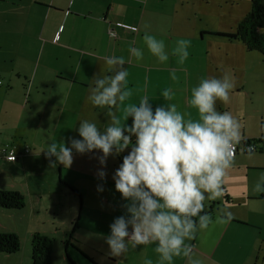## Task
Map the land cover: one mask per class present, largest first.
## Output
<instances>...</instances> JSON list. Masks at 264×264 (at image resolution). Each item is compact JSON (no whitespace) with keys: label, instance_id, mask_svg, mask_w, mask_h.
<instances>
[{"label":"crops","instance_id":"obj_1","mask_svg":"<svg viewBox=\"0 0 264 264\" xmlns=\"http://www.w3.org/2000/svg\"><path fill=\"white\" fill-rule=\"evenodd\" d=\"M249 10L250 0H0V145L9 144L17 149L28 146L31 150L29 155L14 162L0 159V191L22 195L19 189L7 184L44 176V166H52L55 157H46L41 149L52 142L58 146L64 142L68 146L70 138H78L75 131L78 119L97 121L100 128L106 126L107 109L93 107L86 100L89 80L103 73L102 57L124 56L128 60L130 46L141 48L144 58L141 62L131 58L125 65L129 72L128 85L133 89L128 102L147 95L153 107L166 104L169 101L162 98V90L172 88L175 96L171 102L176 103L178 110L196 118L195 109L187 101L191 88L202 77L228 74L234 79L232 96L241 90L254 92L247 88L243 75L248 69L255 71L259 57L256 55L261 54L246 51L240 42L212 35L234 32ZM107 13L111 15L110 22L136 26L137 32L117 29V37L110 38L108 23L103 19ZM146 31L163 39L166 50L174 47L177 39H188L189 56L184 64H178L171 55L166 64L159 63L143 43ZM170 71L176 72L177 81L170 79ZM231 106L234 104H230V99L226 104L217 101L218 110L231 112L241 123L242 141L262 140L256 143L254 157L253 153L242 151V141L234 156L233 167H245L248 173H253L247 177L252 176L253 184L231 188V184L223 183L224 194L228 191L232 197L226 194L228 199L223 195L221 201L219 198L205 201L206 211L214 204L211 209L214 223L207 230L198 231L189 243L203 264H264L261 254L264 253V191L255 190L264 173V131L263 134L251 132L245 114L237 107L232 110ZM130 122L129 118L126 123ZM95 154L99 153L74 152L69 167L60 164L53 167V173L59 172L58 181L66 197L79 200L77 217L70 216L69 223L62 225H70L61 241L65 245V259L73 264H143L149 258L155 264L158 255L155 245L130 247L125 257L108 255L104 242L108 232L103 231V223H111L124 211L121 207L124 201L119 200L111 179L120 164V155L107 158L104 190L97 192L96 186L101 181L96 178L100 165ZM112 192L115 198L110 200ZM54 197L52 202L56 200ZM70 203L72 209L76 207L72 200ZM236 207H243L244 211L236 212ZM223 208L233 213L228 223L216 219ZM42 228L30 223L29 237L40 233L55 242L57 230L53 227V232L39 231ZM83 229L94 238L85 239L86 234L79 233ZM53 251L52 248V254ZM52 262L55 264L54 258ZM174 264L185 261L175 258Z\"/></svg>","mask_w":264,"mask_h":264},{"label":"clouds","instance_id":"obj_2","mask_svg":"<svg viewBox=\"0 0 264 264\" xmlns=\"http://www.w3.org/2000/svg\"><path fill=\"white\" fill-rule=\"evenodd\" d=\"M142 40L148 53L161 64L171 55L183 65L189 56L190 41L186 38L177 39L170 50H166L163 39L150 32L146 31ZM127 51L128 60L124 56L102 57L103 73L89 80L86 100L93 107L107 109L106 126L100 128L97 121L78 119V138H70L68 146L52 142L41 150L46 157H55L53 167L60 164L65 168L71 165L74 152L97 151L100 168L96 178L101 181L97 192L104 190L107 158L127 150L111 176L114 190L124 201V211L108 225L104 236L108 255L125 257L130 247L155 245V264H174L175 258H183L185 264H203L189 242L214 223L205 210V201L223 197V179L233 167L235 148L243 139L239 120L217 108V101L229 102L234 79L228 74L205 76L191 88L187 103L195 109L196 118L171 102L175 96L172 88L162 90V98L169 101L166 104L153 107L147 95L128 102L133 89L128 85L125 65L131 58L141 62L144 51L134 46ZM169 76L178 80L175 71ZM129 118L131 122L126 123ZM248 151L251 153V146ZM255 190L264 191V173ZM216 219L228 223L233 213L223 208ZM143 264L154 262L145 258Z\"/></svg>","mask_w":264,"mask_h":264},{"label":"rangeland","instance_id":"obj_3","mask_svg":"<svg viewBox=\"0 0 264 264\" xmlns=\"http://www.w3.org/2000/svg\"><path fill=\"white\" fill-rule=\"evenodd\" d=\"M256 56L259 57H257L256 60L255 71L248 69L243 75L247 84V88L253 89L254 92H246L245 90H241V92L237 93L235 96L230 94V104H234V106H231L232 110L237 107L245 114L246 122L249 127L248 129H250L251 132H259L260 134H263L264 128L261 127V124L264 123V56L258 54ZM24 147L31 151L28 146ZM126 152L127 151L125 150V152L121 153L120 155L126 154ZM29 153L27 155H29ZM256 154L257 151L253 153L252 157H254ZM95 156L97 155L95 154ZM43 171H45V175L37 176V179L31 177L29 181L22 179L12 181L7 184V187L20 190L25 198L26 207L21 210L0 209V233H14L20 239L19 251L9 256L0 255V264L32 263L30 257L31 238L28 234V230H30V223L44 228H42L43 230L39 231L53 232L54 228L57 230L58 233L57 236H55V242L52 244V248L54 249L52 258L55 259V264H70V259L69 261L65 259V245L61 244V241L63 240V233L68 231L70 225H62L69 223L72 217H77L79 200L78 198L75 199L73 197H66L63 186L59 183L60 180L58 181V170L56 173H53V166L46 164L43 168ZM249 175H253V173H248L245 167H232L227 171L223 179V183L226 185L231 184V188L234 186L237 188L243 183L252 186V176L247 178ZM226 191L227 190H225V192ZM226 194L230 198L232 197L228 191ZM53 196H55L54 198L56 199L54 202H52ZM109 197L110 200H113L115 198V194L112 192L109 194ZM105 199L108 200L107 197H105ZM222 199L223 197L219 198L220 201ZM70 200L74 202L73 207L76 204V207L73 209L71 207ZM119 200H121L120 194ZM238 211H244L243 207H236V212ZM55 213L56 217L54 219ZM109 224L110 223L106 222L103 223V231L105 234L108 232L107 228ZM82 232L86 234L85 239L94 238L93 235H91L89 232H86L85 229L79 231V233ZM100 251L103 250L101 249ZM261 254L264 255V253Z\"/></svg>","mask_w":264,"mask_h":264},{"label":"trees","instance_id":"obj_4","mask_svg":"<svg viewBox=\"0 0 264 264\" xmlns=\"http://www.w3.org/2000/svg\"><path fill=\"white\" fill-rule=\"evenodd\" d=\"M222 37L230 42L237 41L244 45L246 51L257 52L264 56V0H250L249 12L239 21L232 33L212 34ZM262 140H244L242 144L261 143ZM125 155V154H123ZM120 155L119 161H121ZM72 192L76 191L68 187ZM227 198V195L224 194ZM25 206V198L16 191H0V209L21 210ZM214 204H211L210 210ZM53 241L40 233H34L30 242L31 264H53L52 262ZM20 239L14 233H0V254L12 255L19 251ZM70 264H73L70 261Z\"/></svg>","mask_w":264,"mask_h":264},{"label":"built area","instance_id":"obj_5","mask_svg":"<svg viewBox=\"0 0 264 264\" xmlns=\"http://www.w3.org/2000/svg\"><path fill=\"white\" fill-rule=\"evenodd\" d=\"M104 21L108 23V29H107V35L110 38H116V30L120 29V30H124V31H129V32H137V27L133 26V25H129L126 23H122V22H110L111 19V15L110 13L105 14L104 16ZM239 146L237 145L234 151V156L237 154L238 150H239ZM242 146V151L245 154H250L248 149L249 146H251V153H254L257 151V147L258 145L256 143H247V144H241ZM30 151L28 150V148L23 147L22 149H17L15 146L13 145H9V144H4V145H0V159L5 160L7 162H14L19 160L20 158L27 156V154Z\"/></svg>","mask_w":264,"mask_h":264}]
</instances>
